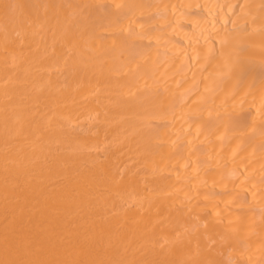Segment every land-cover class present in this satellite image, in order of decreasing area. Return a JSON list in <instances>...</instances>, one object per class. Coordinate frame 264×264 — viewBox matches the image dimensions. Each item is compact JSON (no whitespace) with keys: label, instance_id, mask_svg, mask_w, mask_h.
<instances>
[{"label":"bare ground","instance_id":"1","mask_svg":"<svg viewBox=\"0 0 264 264\" xmlns=\"http://www.w3.org/2000/svg\"><path fill=\"white\" fill-rule=\"evenodd\" d=\"M0 264H264V0H0Z\"/></svg>","mask_w":264,"mask_h":264}]
</instances>
